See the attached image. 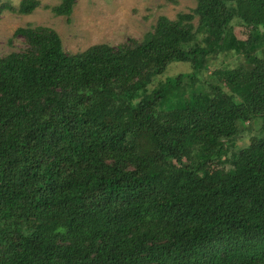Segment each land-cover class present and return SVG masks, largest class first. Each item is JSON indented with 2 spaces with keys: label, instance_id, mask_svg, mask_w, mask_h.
Here are the masks:
<instances>
[{
  "label": "trees",
  "instance_id": "obj_1",
  "mask_svg": "<svg viewBox=\"0 0 264 264\" xmlns=\"http://www.w3.org/2000/svg\"><path fill=\"white\" fill-rule=\"evenodd\" d=\"M196 2L76 54L52 28L15 31L0 264H264V0ZM76 3L44 8L71 21ZM173 64L189 70L163 79Z\"/></svg>",
  "mask_w": 264,
  "mask_h": 264
},
{
  "label": "rangeland",
  "instance_id": "obj_2",
  "mask_svg": "<svg viewBox=\"0 0 264 264\" xmlns=\"http://www.w3.org/2000/svg\"><path fill=\"white\" fill-rule=\"evenodd\" d=\"M22 0H0V58L24 49L22 38L14 33L28 25L55 30L61 37L67 53H81L97 44L113 47L130 38L142 39L152 31L159 17L175 20L179 13H189L197 6L196 0H77L71 21L55 16L45 6H55L62 0H40L41 7L31 15H20L2 8L4 4L17 8ZM247 37L246 32L243 34ZM183 64H173L165 76L188 71ZM243 143V142H241ZM226 167H215L213 172L225 173Z\"/></svg>",
  "mask_w": 264,
  "mask_h": 264
}]
</instances>
